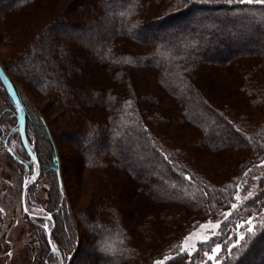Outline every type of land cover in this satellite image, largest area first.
Here are the masks:
<instances>
[{"label": "trees", "instance_id": "obj_1", "mask_svg": "<svg viewBox=\"0 0 264 264\" xmlns=\"http://www.w3.org/2000/svg\"><path fill=\"white\" fill-rule=\"evenodd\" d=\"M0 1V42L12 69L0 65L23 105L40 168L25 199L51 213L65 264H149L167 251L174 252L161 264H195L215 244L225 252L221 264H264V219L245 241L236 235L228 244L240 219L264 211L262 184L191 256L174 247L228 208L246 169L264 158V5ZM19 82L45 102L41 109ZM0 90L9 103L0 142L24 168L31 159L2 115L15 118L14 103L1 82ZM52 114L63 117L72 150L60 148ZM12 140L21 150L10 154ZM46 173L53 182L43 206L34 186ZM80 194L83 205L73 210ZM24 215L47 253L41 218Z\"/></svg>", "mask_w": 264, "mask_h": 264}, {"label": "rangeland", "instance_id": "obj_2", "mask_svg": "<svg viewBox=\"0 0 264 264\" xmlns=\"http://www.w3.org/2000/svg\"><path fill=\"white\" fill-rule=\"evenodd\" d=\"M2 1H0L1 4ZM3 3V2H2ZM104 25H107L104 22ZM91 36V33H88ZM10 52L5 48L2 42H0V59H3L7 62L10 69H12V62L9 60ZM21 93L26 97L28 103L34 108L41 109L45 102L41 99H37L30 95L25 85L21 84L20 82L17 83ZM9 105L6 96L4 95L3 91L0 90V112L5 109ZM15 107V105H14ZM16 110V107H15ZM4 128L11 129H18V118H17V111L16 117L10 115L9 112H4ZM52 114L51 118L57 124V127L60 132V138H57V142L60 143V148L64 149H73V145L71 144L72 135L69 136L71 133L69 129L66 128L63 124V117ZM59 139V140H58ZM6 140V138H4ZM13 150H17L18 152L21 150L19 143L17 140H12L11 148L9 149L10 154L13 153ZM31 159V158H30ZM20 160H17L16 157L11 158L6 154L4 148L2 147V143L0 142V264H59V258L56 254L51 253L48 250L47 253H43L41 249L42 241L39 238H36L32 234L33 227L31 226L30 222L28 221L27 217L24 215L21 206H20V194L22 183L25 178L31 180L35 173H36V166L33 160L24 162L25 167H20L17 163ZM31 170H29V166ZM247 173V175H246ZM73 183L76 181L75 178H71V182ZM53 182V176L50 173H46L41 176V178L37 181L36 186H34V190L36 191V197L40 200L41 204L45 206L44 202L46 201V194L49 191V188ZM264 186V158L258 162L257 164L249 167L246 169L245 173L243 174L240 182L237 186L236 192L233 195V200L228 208L221 210L215 216L209 217L199 223H197L187 234H185L177 244H175V251L180 252V246L183 245L187 239V244L189 246V251L193 254L196 249L198 248L199 244L204 243L202 238L205 236L212 237L213 236V229L210 227V224H216L221 222L226 218L225 214L229 212H233L232 209L233 204H238L239 206L245 202V197L248 196L249 192L252 193V196L256 193L259 189L260 185ZM26 194V193H25ZM239 195L240 201L236 200V196ZM83 196L79 195L78 199L75 200L72 206L73 210H79L81 205H83ZM27 209L30 212L38 213V214H45L43 208H38L35 205L27 203ZM238 206V207H239ZM236 210V209H235ZM264 219V211L253 213L249 216L240 219L238 222L236 229L232 228L233 230L232 238L229 239L228 244L234 242V236L237 235L239 239L240 235L248 232V227L250 226L247 221H252V226H256ZM39 226L37 229L42 234L40 230L43 228L44 225L50 226V221L48 219H41ZM76 220V219H75ZM243 224V227H238L239 225ZM89 228V227H88ZM94 232V230H91ZM30 230V231H29ZM44 230V228H43ZM218 229L215 230L217 233ZM235 232V233H234ZM44 237V236H43ZM52 238V236H51ZM53 245L57 248V245L53 242ZM192 245H195V249L192 248ZM217 256L218 261H222L224 257V249ZM87 252V249H84ZM83 250V251H84ZM204 250L198 257L195 264H213L212 261L208 260L205 257L204 252L209 251ZM174 251H167L164 256L154 259L149 264H157V262H164L168 259ZM187 254V252H184ZM53 255V259H49L47 255ZM191 254V255H192ZM188 255V254H187ZM188 255V256H191ZM89 260V259H88ZM88 260L85 258L83 262L87 263ZM81 258H78L74 264H80Z\"/></svg>", "mask_w": 264, "mask_h": 264}, {"label": "water", "instance_id": "obj_3", "mask_svg": "<svg viewBox=\"0 0 264 264\" xmlns=\"http://www.w3.org/2000/svg\"><path fill=\"white\" fill-rule=\"evenodd\" d=\"M0 82L2 84V87L5 89L9 97L11 98L12 102L14 103L17 111V118H18V133L20 137L21 144L26 151L27 155L33 160L36 166V173L34 175L35 179L28 180V178H25L23 183H22V188H21V194H20V206L24 214L28 215L29 217L33 218H41V219H48L50 221V226L45 227V232H46V240L50 248V252L54 253L58 256L59 258V264H65L64 259L59 252V250L53 245L52 243V238H51V232L54 226V221L51 217V213H45V214H38V213H33L30 212L27 209L26 206V199H25V193L26 189L29 187L30 184H32L34 181L37 180L39 173H40V168L39 164L37 162L36 156L31 150V147L28 145L26 136H25V112L22 103L19 100V97L9 80L8 76L6 75L5 71L0 65ZM53 247H55L56 251H53Z\"/></svg>", "mask_w": 264, "mask_h": 264}, {"label": "snow or ice", "instance_id": "obj_4", "mask_svg": "<svg viewBox=\"0 0 264 264\" xmlns=\"http://www.w3.org/2000/svg\"><path fill=\"white\" fill-rule=\"evenodd\" d=\"M229 3H232L234 2V0H228ZM238 2L240 3H247V4H260V5H264V0H238ZM247 175V173H246ZM33 179H35V177H33ZM239 188V186H238ZM252 196V193L249 192L248 196L245 197V199H249L251 198ZM236 200L237 201H240V197L239 195H237L236 197ZM238 204H233L231 207L233 210L237 209L238 208ZM230 215H232L231 212L229 213H226L225 214V217H229ZM247 223L250 225L248 227V232L251 233V234H254V226H252V221L249 220L247 221ZM264 226V225H262ZM45 227H47V225H45ZM210 227L213 229V235H215V230L216 229H219L221 227V225L219 223H216V224H210ZM238 227H243V224L239 225ZM187 239H190L189 238H186V241L183 245L180 246V252L181 253H184V252H187L188 255H191V251H189V246L187 244ZM203 242H209L211 240V237H208V236H205L202 238ZM239 241H245V237L243 235H240L239 236ZM239 241L237 242V244H234L232 245L231 248L228 249L229 251V254H232L233 252V249H236L237 247H240V244H239ZM192 248L195 249V245H192ZM202 250V249H200ZM53 251H56L55 247H53ZM222 251V248H221V245L220 244H215L214 247H212L209 251H205L204 252V255L205 257H207L208 260L212 261L213 264H221L220 261L217 260V256L219 255V253ZM157 264H160V262H157Z\"/></svg>", "mask_w": 264, "mask_h": 264}]
</instances>
